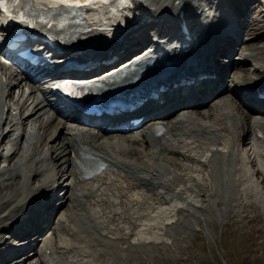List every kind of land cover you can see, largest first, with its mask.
<instances>
[{
    "label": "bare ground",
    "instance_id": "1",
    "mask_svg": "<svg viewBox=\"0 0 264 264\" xmlns=\"http://www.w3.org/2000/svg\"><path fill=\"white\" fill-rule=\"evenodd\" d=\"M36 1L43 6L60 3V0ZM131 1L134 9L121 8V16L119 18L116 16L112 20L114 28H117L118 31L115 35H107V32L105 34L107 35L106 41H103L105 37L101 34L102 26L110 24L108 16L89 17L93 28L86 33L92 35L90 36L92 37L91 46L100 47L88 59H85L86 65L107 58L105 55L109 54V51H111V55H122L130 46L138 44L144 38L153 37L155 42L160 43L165 32H171L180 38L183 36V32H187L186 35L189 34V38L185 39L186 45L170 50L172 52L168 55H155L153 58H147V63L153 61V66L144 70L145 65H142L143 69L140 74L144 73V78H155L177 73L184 74L198 67L205 73H215V76L194 81L193 85L186 87L183 94L180 93L179 88L173 91L170 87L171 90L164 94L166 101L161 104L153 102L152 109L158 110L163 109L165 105L171 106L169 102L174 98H176L174 99L175 103H183L191 107L182 108V113L173 114L166 119H149L135 134H128L126 138L128 143L119 148H116L111 142L114 137L113 132L104 131L101 126L97 128L98 133L86 130L83 132L76 126L65 125L69 121L68 119L73 121L78 119L77 115H58L56 112L54 115L52 113L48 118V124L55 127L56 130L58 129L59 135L54 137L51 134L49 141L41 136L34 140L35 150L29 152L25 148L24 152L20 154L22 159H25V163L27 162L25 169L21 167L23 164H19L17 166L19 170L13 171L17 168L13 157L18 154L21 145H27L29 138L35 133L32 130L35 127L29 124L31 118L47 105L42 99L31 110H27L29 98H24L22 94L17 97L16 102H7V98L16 91L14 87L18 86L23 78L17 77L14 80L17 74L13 71L7 73L0 63V123L9 125L7 129L0 126V141L9 134L13 123L24 124L22 130L17 129L14 132L13 143L6 153L8 176L3 178L7 179V182L3 181V178L0 179L6 186L11 185L13 191L10 198L3 195L0 200V264H30V262L31 264H48L50 260L49 257H46L48 249L54 253L52 257L59 256L64 259L63 264H68L65 258L70 255L69 252L78 254L80 258L78 264H92V258L112 260L116 254L124 260L123 244L132 246L128 234L132 227L131 213L132 210H136L137 206L140 207L141 199L145 195L144 191L151 193L150 197L160 201L157 203L161 204L163 201L161 194L166 199L169 198L168 194H172L168 189L177 190L180 195H185L184 192L190 190L188 182L181 181L183 185L176 183L170 176L172 174L170 169L162 173L159 167L146 158L147 152L144 148L147 146L146 149L149 150L153 147V138L158 142L159 153L170 155L169 158H172L173 161L166 160L169 166L172 164L183 166L182 164H184L189 169H193L192 165L194 164L198 166L200 163H209L211 170L215 171L212 170L214 176L211 174L212 181L216 185L215 191L222 190L223 192L226 186L235 184L231 170L232 173L233 170L238 171L237 182L240 188L247 189L251 185L248 181L249 174L244 165L240 164L232 169L227 157H229L228 152L234 150L231 141L233 139H235L234 141H243L250 131L253 132L254 142L260 141L264 145V119L259 116H264V97H256L259 91L258 84L262 85L263 88L260 90L264 92V41L257 42L258 46L255 47H250L247 43L250 39L253 40L255 34L264 31V18L257 17V22L252 26L250 24L247 37L243 38L242 30L247 25H245V21H241L240 17L243 16L252 0ZM216 1L218 2L216 3ZM213 2L216 3L215 5H222L223 14L232 12L233 22L231 23L235 24V28L231 31L232 25L229 33L219 31V29L217 30L218 25L214 21L212 25L206 23L205 28L202 27L196 33V30L194 31L196 20L191 16L205 11L206 15H209V7ZM257 2L259 4L255 12L259 16H264V4L261 0ZM173 5L174 8H172ZM96 9L101 8L97 7ZM217 16L211 15V21L218 19L220 22H224L223 25L228 26L225 23L228 16L223 17L222 15L220 18ZM180 21L185 22L189 32L180 31ZM158 30L163 34L160 35L161 38L155 36ZM254 31L256 33H253ZM259 36L264 39V33ZM170 41L167 39L163 44L167 45ZM151 42L152 45L155 43ZM233 49L239 50L240 55L237 60L235 55H231ZM225 56H229V59L220 63L219 59ZM251 63L253 64L250 67ZM113 69L115 68L113 67ZM226 76H230L232 80L229 84L225 82ZM31 82L33 84L34 81ZM224 90H228L231 97L237 100L236 104L232 105L231 101L222 98L223 95L219 94L211 106H204L210 96L222 93ZM172 93L174 96H170ZM13 106L18 107L19 113H23V115L13 114L11 112ZM193 111H196L195 115ZM197 114L210 117L209 121L197 119ZM15 117H17V121L10 123ZM165 120L166 123H163ZM55 122L57 124L54 126ZM112 122L117 123L116 120ZM160 122L164 124L165 130L161 134H155L156 124ZM26 127L32 128V131L28 132ZM40 128H44L43 125ZM57 138L60 139L58 145L55 142ZM151 151L155 150L151 149ZM256 152L257 149L251 143L246 151L247 160L244 157L243 160L254 165L255 175L260 176L261 183L258 182V185L261 186L259 188L264 191V166L259 163ZM80 153H91L95 157L103 158L107 161V165L92 177H84L78 162ZM36 154H43V156L37 158ZM0 156H2L1 152ZM179 156L181 159L178 158ZM202 156H205L204 159ZM61 158H63L62 163L58 162ZM183 159L194 164H181L179 161ZM49 160L57 161L58 164L56 166L48 164V166L42 167L43 161ZM218 161H221L225 167L224 165L221 168L217 167ZM45 171L48 173L46 174ZM219 171H224V174H218ZM44 172L46 175L41 180L40 186L35 187L31 184V178L38 177ZM189 173H191L190 170L187 171L185 178L190 179L192 174ZM250 173L253 174V172ZM64 174L67 179L60 181L59 177ZM59 186H63L65 194L62 196L56 194L52 200L44 198L45 194L53 193V190ZM162 187L168 188L161 190ZM248 193L250 191H245L246 195ZM14 195L15 197H12ZM181 198L183 197L181 196ZM65 202L67 203L63 210L65 217L61 216L62 211L61 213L58 211L57 220L53 222L50 233L48 236L43 235L53 212ZM182 202L178 204L180 205ZM152 204L154 203L152 202ZM150 206L154 207L155 205ZM145 207H147L146 204ZM18 236H22V239L18 240ZM50 236L55 237L56 242L49 240ZM39 240L41 242L38 251L35 245ZM140 240L138 239L135 244H142ZM19 241L25 244L15 245V243H21ZM101 242L103 245L99 244ZM28 246L32 252L28 251ZM128 250L132 251L131 248ZM126 253L128 254V251H125ZM34 257H36L35 261ZM99 261L95 264H99Z\"/></svg>",
    "mask_w": 264,
    "mask_h": 264
},
{
    "label": "rangeland",
    "instance_id": "2",
    "mask_svg": "<svg viewBox=\"0 0 264 264\" xmlns=\"http://www.w3.org/2000/svg\"><path fill=\"white\" fill-rule=\"evenodd\" d=\"M257 1L258 0H252L249 4V7L243 13V16L240 17L241 21H245V25H247L242 30L243 38L247 37L248 28L250 24L252 26L255 24V22H257V17L259 19L264 18V16H259L257 12H255L259 4ZM172 8H174V5ZM242 23L241 25L244 24ZM253 33H256V31ZM262 33H264V31L259 32L257 35L255 34L253 40L250 39L247 41L250 47L258 46L257 44L259 41H264V39L259 36ZM231 55H235V59L237 60L239 58L238 56L240 55L239 50H233ZM223 59L224 58L219 60L222 61ZM252 64L253 63L250 65ZM7 69L8 68H6V70ZM17 77L18 76H16L14 80H16ZM225 82H227V84L232 82L230 76H226ZM38 83L40 85L41 82L39 81L37 84ZM39 85H33L31 83V85L28 86L27 83L22 80L18 86L14 87V90H16L13 93L14 96L12 95L8 97L7 100L10 102L16 101L17 97L22 94L24 98H29L27 110H31L37 102L42 100L41 98L38 99L41 92L39 91ZM218 94H222V98L231 101L232 105L237 103V100L231 97V94L228 93V90H224L222 93ZM218 94H216L214 97H211L204 106H211L214 101L217 100L216 97ZM49 112L50 110L48 106H46L31 118L29 124L30 126L35 127V133L33 135V142L30 145L29 152H33L35 150L33 147L35 142L34 140H36L38 137L41 136L49 141L52 135L54 137L59 135V131H57L58 129L56 130L55 127H51V125L48 124V118L51 116ZM193 113L195 115L196 111H193ZM259 116L263 117L264 119L263 115ZM196 117L197 119L204 121H209L208 118H210L200 114H197ZM15 120L16 119L13 118L10 123L15 122ZM56 124L57 123L55 122L54 126ZM73 124L74 123L72 121H67L65 125L73 126ZM39 125H43L44 128H40L41 126L39 127ZM2 127L8 128L9 125L4 123ZM80 127L83 129V131H92L94 129L90 126L84 125H81ZM17 129H21V125L19 123H13V125L10 127V131L8 132L9 134H7V136H5L0 141V151L2 154L6 153L8 148L12 145L14 131ZM115 137H122L118 142L112 143L114 146H116V148L122 147L128 143V140H125V137L120 132L115 134ZM59 138H57L55 141L56 145H58L60 142ZM234 140L235 139L231 141V145L233 144L234 150L228 152L229 157L227 158L229 159V165H231L233 169L234 166L243 164L249 174H247L249 176L248 181H250L249 184L251 185H249L247 189L243 187L240 188L237 182L238 171L233 170L232 173L231 170V175L235 178V184H229L223 189L224 191L222 192V190L215 191L214 187L216 185L212 181L214 170H211V165L209 163H200L198 166H196L197 164L183 159L179 162L181 164H194L192 165L193 169H189V167L184 164H182L183 166L177 164H172L169 166L166 160L170 162L173 161L172 158H169L170 155L159 153L160 151L158 142L156 139H152V142L154 143L153 147H151L149 150L146 149L147 146L144 148L148 155H146V158L150 159L152 163L159 167L162 170V173L170 169L172 174L169 175L176 183L178 182V184L181 183L183 185V182L181 181L188 182V187H190V190L184 192L185 195H180L177 190H175V192L171 189H168L169 193L172 192V194H174L172 196L170 193L168 194V197L170 198V196H172V198H174H168V200L163 196V194H161V199H163L161 204L157 203L158 200H155L153 197L151 198V193L145 190L144 194L147 195H143L141 199L142 203L140 202L143 205L139 204L140 207L137 206L136 210H132L131 217L129 216L132 221V227L131 232L128 234L129 239L132 241L133 247H129L125 245V243L123 244L124 250L128 251V254H125V251L123 250V254L126 259L124 258V260H122L121 257L117 256L116 254V256H113L112 260H100V258L95 260L92 258V264H95V262L99 260V264H264V191L259 188L261 186L258 185L261 183L260 176L257 177L255 175L253 171L254 165H252L249 161H240V155H243L244 158H246V151L251 143H253L255 149H257L256 157L258 158L259 163L263 164L264 166V145L260 141L253 142L252 131L247 134L243 141L239 142ZM151 149L155 151L152 152ZM41 156H43V154H36L37 158ZM202 157L204 159L205 156ZM178 158L181 159V156ZM62 160L63 158H61L58 162L62 163ZM6 161V157L0 158V169L3 168V165ZM58 162L50 160L47 162L43 161L42 167H45L46 165L48 166V164L49 166H56ZM216 162L217 160L214 162L215 165ZM218 162L219 163H217V167L221 168V166L224 164L221 163V161ZM22 164V169H25L27 162ZM16 170L19 169L16 168ZM188 170L191 172L189 174H192L190 179L185 178ZM45 172L39 174L38 177H34L33 179L31 178V184H33L35 187L40 186L42 184L41 180L48 173L46 172L45 174ZM250 172H253V174ZM7 173L8 170L5 171L4 174L3 172H0V178L7 176ZM218 174L222 175L224 174V171H219ZM64 178H66L65 174L64 176L60 177V180L62 181ZM3 181L7 182V179H4ZM10 186L11 185L6 186L0 181V200L3 195H7V197L10 198V196L13 194L12 188ZM167 188L168 187H162L160 189L166 190ZM243 191L244 193H242ZM245 191H250L251 194L248 193L246 195ZM58 194L63 195V190H61V188L58 190ZM175 194L177 195L175 196ZM181 196L183 198H181ZM12 197H15V195ZM145 198L148 200H143ZM143 202H146L145 204L147 207H145ZM152 202L154 204H152ZM179 202L184 203V205H182V203L179 205ZM149 204L155 205L156 208L155 206L153 207ZM66 205L67 203L65 202L58 207V209L62 211L61 216L63 217H65V215H63L65 212H63V210H65ZM50 227L51 224L49 222L47 225L48 230L45 232V234L49 233ZM138 239H141L140 241H142V244H135L138 242ZM49 240L56 242V238L52 236H50ZM39 244L40 241L36 246L37 249ZM99 244L103 245L102 242ZM130 248L132 251L128 250ZM28 251L32 252V249L28 248ZM35 259L36 257L33 258L34 261Z\"/></svg>",
    "mask_w": 264,
    "mask_h": 264
},
{
    "label": "snow or ice",
    "instance_id": "3",
    "mask_svg": "<svg viewBox=\"0 0 264 264\" xmlns=\"http://www.w3.org/2000/svg\"><path fill=\"white\" fill-rule=\"evenodd\" d=\"M11 2L13 3V4H15L16 2H17V0H11ZM5 3H6V0H0V7H4V5H5ZM55 87H57V88H62V89H71L72 91L70 92V94H73V95H75L76 93H75V86H73V85H70V84H68V83H62V84H57V85H54Z\"/></svg>",
    "mask_w": 264,
    "mask_h": 264
}]
</instances>
